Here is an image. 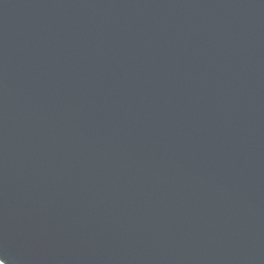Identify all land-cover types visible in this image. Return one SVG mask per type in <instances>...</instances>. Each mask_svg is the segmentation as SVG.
<instances>
[{"label": "water", "instance_id": "obj_1", "mask_svg": "<svg viewBox=\"0 0 264 264\" xmlns=\"http://www.w3.org/2000/svg\"><path fill=\"white\" fill-rule=\"evenodd\" d=\"M4 264H264V0H0Z\"/></svg>", "mask_w": 264, "mask_h": 264}, {"label": "snow or ice", "instance_id": "obj_2", "mask_svg": "<svg viewBox=\"0 0 264 264\" xmlns=\"http://www.w3.org/2000/svg\"><path fill=\"white\" fill-rule=\"evenodd\" d=\"M5 261H6L5 259L0 258V264H4Z\"/></svg>", "mask_w": 264, "mask_h": 264}]
</instances>
